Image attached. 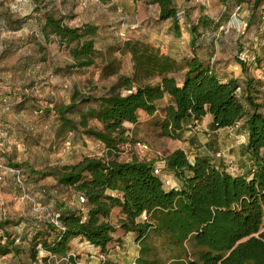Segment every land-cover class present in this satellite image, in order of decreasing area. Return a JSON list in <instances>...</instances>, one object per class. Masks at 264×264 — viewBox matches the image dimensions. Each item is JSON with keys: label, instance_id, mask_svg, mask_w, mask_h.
Listing matches in <instances>:
<instances>
[{"label": "trees", "instance_id": "1", "mask_svg": "<svg viewBox=\"0 0 264 264\" xmlns=\"http://www.w3.org/2000/svg\"><path fill=\"white\" fill-rule=\"evenodd\" d=\"M135 1L157 6L158 22L180 21L185 14L175 0ZM217 1L225 6L233 2L237 8L246 3ZM261 2L254 1L250 21ZM35 14L37 34L45 41L53 37L68 52L72 63L67 69L100 65V78L113 79L99 96L74 91L68 104L51 102V109L45 110L55 114V138L63 140L72 134L92 139L103 145L105 156L84 157L42 171L0 159V181L10 175L23 195L26 182L36 185L51 178L57 189L83 199L78 207L72 202L57 203L53 219L27 220L24 234L12 231L19 223L0 220V260L74 264L69 256L71 241L81 238L99 249L105 258L102 264H111L108 246L120 229L131 233L138 246L136 264H264V104L257 100L264 93L260 83L249 77L246 65L235 60L245 76L244 94L237 96L241 83L222 82L214 63L202 61L194 52L176 60L154 44L131 39L102 45V51L97 48L98 27L90 23L71 27L67 21L74 16L67 19L55 2L42 15ZM218 26L219 22L200 17L190 32L195 36L199 27L214 31ZM15 28H20L19 22ZM126 60L129 67L123 73ZM165 99L159 127L162 138L180 141L187 120L200 121L206 115L216 129L241 124L247 134L244 153L250 162L246 173L232 176L207 157L190 163L186 153L176 149L161 159L165 172L172 173L182 187L166 188L154 174L158 159L122 160L120 148L130 143L128 126L137 125L141 115L153 116ZM114 208L120 217L115 225L109 222ZM143 214L146 221L141 219ZM156 240L169 251L167 261L157 257Z\"/></svg>", "mask_w": 264, "mask_h": 264}, {"label": "rangeland", "instance_id": "2", "mask_svg": "<svg viewBox=\"0 0 264 264\" xmlns=\"http://www.w3.org/2000/svg\"><path fill=\"white\" fill-rule=\"evenodd\" d=\"M79 1L0 0V159L2 161L27 164L35 171H42L49 167L74 164L84 157L105 156L103 145L92 139L72 134L63 140L55 138L57 125L55 114L45 112L46 109H51V102L58 105L68 104L74 91L99 96L113 82V79L100 78V65L84 70L67 69L72 60L66 49L59 46L53 37L45 41L37 34L36 20L33 19L36 16L35 12L38 11V14L42 15L44 9L55 2L68 19L82 14L80 12L94 4V0H91L88 6L83 8ZM254 1L246 0L238 11L237 7L233 6V2H228L225 6L217 0L200 2L193 0L189 5L180 4L179 9L185 11L180 22L185 26L186 42L187 33L190 41L192 39L191 27L198 24L200 17H208L215 23L219 22V26L214 31L199 27L196 37L203 36L204 39H210L213 34L217 35L220 46L225 47L221 54L224 57L221 59L225 63H233L236 55L244 51L249 58L255 57V61H250L251 66L259 67L264 62V58H260L258 47L254 44L264 43V21H262L264 0L255 9L254 20L250 21ZM18 22L20 28L16 30L15 26ZM118 22L120 28L124 20ZM67 24L76 27L81 23L75 18L67 21ZM99 44L100 42L97 43V48L104 51V47ZM185 48L189 49L187 46ZM128 67L126 60L122 72H127ZM232 70L242 77L239 69L232 68ZM24 96L28 99H24ZM257 100L264 104V94H261ZM165 105L164 101L159 102L153 118L147 121L148 117L141 115L140 120H144L143 123L128 126L130 143L120 148L122 150L119 157L122 160L133 157L140 160L159 159L181 147V142L160 136L159 127ZM93 125L99 127L97 124ZM230 129L232 130H225L219 134L224 144L220 150L214 151L210 159L216 165L219 162L220 167L230 175L238 176L246 173L250 164L247 159L238 160L239 157H243L242 153L238 156V151L233 147L245 142L247 134L241 124ZM207 134L208 132H205L202 136L199 133L193 141L198 142L197 145H202L199 140L204 139ZM226 141L228 146L225 145ZM142 146H146L147 150H143ZM187 154L189 155L190 151H187ZM163 174L166 179L165 173ZM25 190L23 195L13 184L10 175H5L3 181H0V220L19 223L12 230L18 234L28 231L25 229L27 220L53 219L57 211V203L71 204L77 201L70 190L57 189L51 178L39 180L36 185L26 182ZM116 218L118 221V215ZM114 242L115 244L111 243L108 246L111 260H116L117 264H136L138 246L134 245L133 241L127 246H118L117 241ZM154 247L157 257L167 261L169 251L162 242L156 240ZM70 254L75 259L74 264H99L102 261L99 249L90 246L84 240L76 243ZM42 255L41 253L39 258ZM0 264L7 263L0 260Z\"/></svg>", "mask_w": 264, "mask_h": 264}, {"label": "crops", "instance_id": "3", "mask_svg": "<svg viewBox=\"0 0 264 264\" xmlns=\"http://www.w3.org/2000/svg\"><path fill=\"white\" fill-rule=\"evenodd\" d=\"M194 1H202V0H194ZM189 5L191 2L186 3L185 0H175V5L179 7V5ZM82 14H78L74 16L81 23H90L98 27V40L101 45L109 46L113 45L116 42L122 41L119 38L118 34L123 29L118 27V20L123 19L122 23L125 28L135 27V30H124L128 39L140 40L146 43L154 44L157 47H160L162 51L174 58L176 60H180L184 57H189L192 55V52L206 63H209L214 60L213 68L217 73L218 77L222 82H227L231 79L239 81L240 84V95L244 94V84L241 80L245 81V76H239L238 73H235L233 69H240V66L234 61L232 62H223L221 55L224 52L225 47H221L217 35H212L210 39H204L203 36L201 38L195 37L193 35L190 41V36L187 33V42L185 26L180 21H166V22H158V14L159 10L157 6H149L143 2H138L135 0H108L106 2H100L99 0H94L93 6L88 9L80 12ZM102 14V15H99ZM80 24V25H81ZM119 29V30H118ZM157 31H160L159 33ZM187 31V30H186ZM188 32V31H187ZM257 42H261V40L255 39ZM189 44L190 48H189ZM264 44V43H262ZM260 45L255 43L254 46L258 47V54L260 58H264V45ZM185 46L189 49L186 50ZM224 60V59H223ZM248 69L249 77L258 81L261 85L260 90L261 93H264V62H262L257 68L253 67L251 64H246ZM166 99L164 102L166 103ZM154 116V115H153ZM153 116H147V121ZM144 120H140L138 124L143 123ZM146 121V120H145ZM225 130H232L230 128L225 129H216L212 124V118L210 115H206L200 121H193L192 119H188L185 123V130L183 136L179 143L181 142V147L178 149L184 151L187 155V159L190 163H192L196 157H207L212 158V154L214 151L220 150L222 147V142L219 138V134ZM208 132L204 139L200 138V142L202 145H197L198 142L193 141L196 139L195 136H198L199 133L202 136ZM199 139V138H198ZM246 142L241 143L238 147H233L238 151V160H246L249 162V157L244 153V147ZM212 145L213 148H212ZM227 145V141L225 143ZM228 146V145H227ZM197 150H194V149ZM176 150V149H175ZM174 151V150H173ZM187 151H190V154H187ZM172 152V151H171ZM149 160V159H146ZM157 161V159H152ZM224 162V161H223ZM220 166L219 162L217 164ZM250 167V165H249ZM166 180L169 181L170 188L181 189V183L172 175V173L166 171L165 172ZM77 201L72 203L74 206L78 207L82 205L83 199L80 196H75ZM119 214V210L114 208L111 212V216L109 218V222L113 225L116 224L117 218L116 216ZM120 219V217L118 218ZM113 242L115 244V240L117 241V245L127 246L130 241L134 242L136 245L131 233H125L121 230H117V232L113 235ZM81 238H76L71 241L72 250L76 243H79ZM137 246V245H136ZM118 250V247H116ZM72 252V251H71ZM107 261L111 264H117L116 260H111L110 256H107Z\"/></svg>", "mask_w": 264, "mask_h": 264}, {"label": "built area", "instance_id": "4", "mask_svg": "<svg viewBox=\"0 0 264 264\" xmlns=\"http://www.w3.org/2000/svg\"><path fill=\"white\" fill-rule=\"evenodd\" d=\"M90 1H91V0H80L79 3H80V6H81V7L86 8V7L88 6V4H89ZM238 9H239V8H237L236 10L238 11ZM262 21H264V18H262ZM121 27L123 28V30H122L121 32H119V34H118L119 38L122 39V41H127V40H129L128 37H127V35H126V33L124 32V30H127V29H128V30H135V27H128V28H125V26H123V25H122ZM236 59L238 60V62L244 63L245 65H246L247 63L250 64V61H255V57L249 58V56L247 55V53L244 52V51H243V52H240L239 54H237V55H236ZM213 63H214V60L211 61V64H213ZM240 92H241L240 88H237V89H236V95H237V96H240ZM142 149H143V150H147V147H146V146H142ZM163 173H165L164 163H163L162 159L159 158L158 161L156 162L155 167H154V174H155L156 176L160 177V179H161L163 185H164L166 188H170V187H169V186H170L169 181H167V180L164 178V174H163ZM171 188H172V187H171ZM141 219H142V221H146V216H145V214H143V215L141 216ZM52 222L57 226V223H56V222H54V221H52ZM69 256H72V257H73L72 254H69ZM101 259H102V261H101V263H99V264H102V263L104 262V260H105V258H104L103 256L101 257ZM62 261H67V259H66V258H65V259H62ZM133 264H134V263H133Z\"/></svg>", "mask_w": 264, "mask_h": 264}]
</instances>
